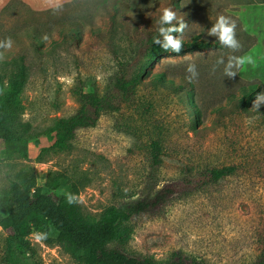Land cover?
<instances>
[{"label":"rangeland","instance_id":"rangeland-1","mask_svg":"<svg viewBox=\"0 0 264 264\" xmlns=\"http://www.w3.org/2000/svg\"><path fill=\"white\" fill-rule=\"evenodd\" d=\"M248 1L181 0L176 13H187L189 22L181 24L184 34L172 37L216 42L221 38L212 29L223 16L234 25L237 46L222 41L218 49H187L155 60L132 103L104 112L95 127L79 129L66 149L53 147V130L81 107L75 90L96 81L99 95H104L120 69L109 46L110 18L99 8L101 0H72L45 13H33L23 4L1 11L0 39L6 34L4 44L12 41L11 48L0 46L2 58L20 49L13 34L24 36L29 45L28 29L36 25L44 40L46 70L33 75L17 95L19 118L32 124L27 137L34 147L27 158L1 153L0 190L13 179L35 178L58 200L75 185L84 215L98 221L108 207L126 208L146 192L151 141L161 136V186L190 170L235 164L238 171L205 190L172 198L162 210L132 222L134 231L123 250L159 261L183 250L208 264H255L264 253V115L253 109L257 103L251 102L247 112L237 101L244 80L264 82V63L241 65L238 58L251 55L241 53V15L259 24L264 39V14L249 13L247 5L259 2L244 3ZM141 2L149 11L142 24L168 7V0ZM77 23L82 35L78 45H72L64 38L67 28ZM124 30L118 31L114 45L119 57L128 60L133 52ZM190 66L194 71H188ZM156 74L167 83H156ZM183 77L195 86V94L186 91L187 99L172 86ZM8 94L5 89L0 92L3 100ZM6 215L0 207V264H82L46 221L31 227L27 239L32 252L24 254L19 241L11 248L10 232L2 225Z\"/></svg>","mask_w":264,"mask_h":264},{"label":"trees","instance_id":"trees-1","mask_svg":"<svg viewBox=\"0 0 264 264\" xmlns=\"http://www.w3.org/2000/svg\"><path fill=\"white\" fill-rule=\"evenodd\" d=\"M141 1L101 0L99 8L110 18L108 31L110 33V50L118 60L120 69L112 77L104 95H99L96 81L82 84L79 89L75 90L81 107L70 117L58 121L53 130V147L68 148L79 129L95 127L104 112L118 110L125 103L131 104L136 96L138 84L142 83L144 76L151 72L149 65L153 64L155 60L159 61L164 55L181 53L187 49L207 48L213 50L221 47V39L213 42L196 37L194 40L177 38L183 40V46L179 52L165 49L163 45L167 36L176 33L184 34L181 24L189 22L187 13L185 15L176 13L181 0H168L167 8L174 13V18L171 21H164L162 14L153 16L144 24H142L144 15L149 11ZM255 2L264 3V0H249L244 3ZM19 4L25 5L33 13L50 12L62 7L36 11L22 0H11L2 9V13L10 12ZM70 4L72 2L67 5ZM238 21L241 23L239 18ZM121 27L125 29L124 35L133 52L128 60L119 57L114 45L115 37ZM28 31H30L28 37L31 38L29 45L24 44V36L15 33L12 36L16 44L19 45L18 53L9 59L2 58L3 51L0 53V92L5 89L9 93L5 100L0 96V155L5 152L7 156L22 158L30 156L34 141L27 137V134L32 130V124L19 118L22 108L17 101V95L21 93L33 75L46 70L43 59L44 40L40 35L39 28L32 25ZM80 35H82V29L77 23L67 28L64 39L69 40V44L78 45ZM100 35L102 33H99ZM242 36L245 44L241 53H245L255 44L256 38L245 30H243ZM5 39L6 34L3 39H0V45L4 44ZM164 75H166L165 78L168 76L167 73ZM165 78L157 74L154 76L156 83L162 85L167 83ZM186 79L183 77L181 82L174 83L172 86L175 90L182 91L187 99L186 91L195 94V86L192 82H187ZM261 96H264L263 82L244 80L241 86V97L237 103L248 112L251 102H255L257 106L253 109L264 115V99H260ZM193 112L190 111L191 114ZM163 141L161 136L153 138L151 141L146 174V192L143 196L128 204L126 208L108 207L98 221H92L84 215L82 206L76 198L79 188L75 185L70 193L75 197V202L70 204L67 195H62L56 200L37 184L35 178L13 179L8 188L0 190V207L7 211L2 225L10 232V247L13 248L19 241L24 254L32 252L31 243L27 239L31 227L37 221H46L52 223L58 231L61 245L82 264H208L183 250L174 251L166 261H159L155 257L143 254H130L123 250V246L130 241L134 231L132 222L148 213L162 210L172 198L205 190L218 183L222 178L231 176L238 171V166L235 164L201 171L190 170L185 175L161 186L160 168L163 164ZM114 242L116 244L112 245ZM255 264H264V253L258 257Z\"/></svg>","mask_w":264,"mask_h":264},{"label":"crops","instance_id":"crops-1","mask_svg":"<svg viewBox=\"0 0 264 264\" xmlns=\"http://www.w3.org/2000/svg\"><path fill=\"white\" fill-rule=\"evenodd\" d=\"M10 1L11 0H0V12ZM22 1L27 5H29L33 10L46 11L68 4L72 0H22ZM247 8H248L247 11L249 13L254 11L262 15L264 14V3L247 5ZM241 17L243 20L244 30L256 38L255 44L245 53L253 55L254 64L259 66L264 63V41H263L264 39L262 38V35L258 30L259 24L255 23L250 19H245V17H243L242 15ZM263 24L264 23H262V25Z\"/></svg>","mask_w":264,"mask_h":264},{"label":"clouds","instance_id":"clouds-1","mask_svg":"<svg viewBox=\"0 0 264 264\" xmlns=\"http://www.w3.org/2000/svg\"><path fill=\"white\" fill-rule=\"evenodd\" d=\"M174 18V13L168 9L165 8L163 10V16L162 19L164 21H171ZM234 25L228 24L223 16L220 17L217 25L212 29L213 33L219 32L220 38L223 42H225L228 45H231L233 47L237 46V42L234 39ZM171 31V29H170ZM3 47L11 48L12 47V41L8 40L5 44L0 45ZM183 46V40L182 39H177L173 38L172 36H167L166 42L163 45L165 49H171L173 51L179 52L181 47ZM238 63L241 65H246L249 63L254 64V59L252 55L243 57V58H238ZM188 71H194V66H190ZM260 99H264V96H261ZM67 200L71 204L75 202V197L71 194L67 195ZM41 237H37V239H40Z\"/></svg>","mask_w":264,"mask_h":264}]
</instances>
